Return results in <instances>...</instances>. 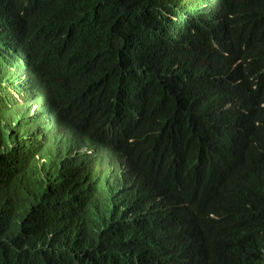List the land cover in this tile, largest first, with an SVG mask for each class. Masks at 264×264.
Listing matches in <instances>:
<instances>
[{"label": "trees", "instance_id": "trees-1", "mask_svg": "<svg viewBox=\"0 0 264 264\" xmlns=\"http://www.w3.org/2000/svg\"><path fill=\"white\" fill-rule=\"evenodd\" d=\"M0 264H264V0H0Z\"/></svg>", "mask_w": 264, "mask_h": 264}]
</instances>
